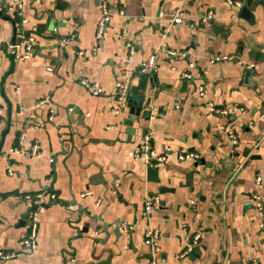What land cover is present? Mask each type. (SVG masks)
<instances>
[{
	"label": "crops",
	"instance_id": "1",
	"mask_svg": "<svg viewBox=\"0 0 264 264\" xmlns=\"http://www.w3.org/2000/svg\"><path fill=\"white\" fill-rule=\"evenodd\" d=\"M21 1L0 16V251L15 253L0 264H147L148 228L160 233L157 264H264L251 200L264 191V0ZM102 5L112 15L97 42ZM176 8L185 16L172 26L161 15ZM29 35L33 55L15 59L9 46ZM59 38L69 41L58 46ZM156 49L129 134L124 120L137 94L119 108L116 82L139 86V64ZM220 54L230 59L210 62ZM83 79L101 93L92 95ZM45 96L49 104L35 107ZM20 135L24 150L39 143L37 155L9 151ZM145 136L152 162L169 148L162 164L135 155ZM179 150L198 157L178 160ZM40 193L37 246L22 251L19 220L27 197ZM146 194L160 200L147 216ZM195 234L194 250L180 257Z\"/></svg>",
	"mask_w": 264,
	"mask_h": 264
},
{
	"label": "built area",
	"instance_id": "2",
	"mask_svg": "<svg viewBox=\"0 0 264 264\" xmlns=\"http://www.w3.org/2000/svg\"><path fill=\"white\" fill-rule=\"evenodd\" d=\"M230 5H233V2L231 0H227ZM23 2L21 0H11L9 9L18 10L22 8ZM238 6L241 4L239 2H236ZM123 11L120 9L118 13H122ZM112 13L110 12L109 8L105 5L101 6V13L100 18L98 20V23L96 25V32L95 37L97 42L101 40L103 37V33L105 31V28L109 24L110 17ZM162 17H165L166 21L169 22V25L172 26H178L181 23H183V17L185 16V12L181 8H176L174 10L167 11L161 15ZM212 18V12L207 11L203 15V19L208 20ZM21 24H24L26 22L25 19H21ZM55 31V29H54ZM164 34V33H163ZM69 41V38H59L56 40V44L58 46L65 45ZM36 42V38L34 35L26 36L25 38H21V42L16 45H10L9 48H11L13 57L18 60H24L28 57L33 55L34 52V44ZM22 47L23 52L17 51L18 48ZM125 47L128 49V51L131 53L134 50V47L132 46V43L129 41H126ZM159 52V49H156L153 51L146 59L142 60L139 64L138 73L140 75L144 76H152L153 71L156 66L157 61V54ZM82 53V52H81ZM166 53L169 56H184L185 54L183 52H175L171 50H166ZM230 59L229 56L225 54L220 55H214L210 62H218L222 60H228ZM184 76H189L187 74H184ZM81 83L84 87L87 88V90L92 95H99L101 93V87L98 83H90L87 80H81ZM202 91V89L200 88ZM130 93V84L128 82H116V94L115 99L118 104L119 108H124L127 104L128 96ZM50 99L48 96L43 97L40 99L36 104L35 107H40L44 104H49ZM74 107H68L67 110L70 112L73 110ZM213 111L219 112L218 109H213ZM50 112H53L51 109ZM51 118V117H50ZM262 119L264 120V115H262ZM231 136V134H229ZM22 139L23 136L20 135L18 139V146L15 148H11L9 151L14 153H24L30 154L32 156H35L39 153V143L34 142L31 144L29 149L24 150V146L22 145ZM233 143H236V140H232ZM149 148H150V142L148 136L143 137L142 141L140 142L139 146L135 150L136 156H144L147 160V163H149V166H156L158 164H162L169 155V148L166 149L165 153L163 155H158L153 158L154 162L151 161V157H149ZM198 157V154L186 151V150H179L177 151L176 158L178 160L188 159V158H196ZM9 175L12 174L11 169H8ZM262 179L258 176L255 178V184L259 185L261 184ZM47 192V189H45ZM46 194L49 195L50 198H55V194L53 192H47ZM44 195L43 193L37 194L34 197H27L29 200L30 198L34 200L35 203V209H32L27 218L24 221V228H25V234L21 237V239L18 241L19 246L21 247L22 251L26 252H32L36 246H37V231H38V213H40L43 210L44 205ZM251 200L253 201L254 207L256 208L258 212V228L264 235V191H254L251 193ZM159 197L156 194H146L144 196V206H143V214L145 216L149 215L151 212H153L155 209L159 207ZM190 204H193L194 202L191 200L189 201ZM121 228L123 231L128 232L133 229L132 225H127L125 223H122ZM199 234H195L192 236V243L189 244L184 251H182L179 256L184 257L188 256L195 248L197 241L199 239ZM160 237V233L156 229L148 228L146 229L144 233V243L149 249L150 253V259L148 260L147 264H157V255L159 254V246H158V240ZM15 255L13 252H3L0 251V260H8L12 258ZM71 261H75L74 257H70ZM82 264H94L93 262H85Z\"/></svg>",
	"mask_w": 264,
	"mask_h": 264
},
{
	"label": "water",
	"instance_id": "3",
	"mask_svg": "<svg viewBox=\"0 0 264 264\" xmlns=\"http://www.w3.org/2000/svg\"><path fill=\"white\" fill-rule=\"evenodd\" d=\"M9 6H8V3L6 2L5 5L3 7L0 8V16L3 17V14L4 12L9 14ZM6 14V18L11 20L12 24L14 25V29L16 31V28H15V23H14V20L12 18H10L9 15ZM20 40V38H16V35L14 33L12 39H11V43H15V42H18ZM144 81L146 82V77L145 76H142L141 77V83L139 86H131L130 90V96H132L133 94H137V97L134 99L133 101V106L130 107L129 109V114H131L132 116H127L124 120V124L127 125L129 127V131L128 133L129 134H133L134 131H135V127H133V122L134 121H137V118L139 116V111H140V106L142 105L143 103V98L145 97V89H146V83H144ZM137 106V107H134ZM143 113L146 114L147 116L149 115V111H145L143 110ZM147 118V117H146ZM96 177V175H94ZM163 190L162 188H160V191ZM56 200V199H55ZM29 208L25 211V213H23L21 215V218L19 220V224L18 226H23L24 225V221L25 219L27 218L29 212L32 210V209H35V203H34V200L30 198L29 201ZM74 202V201H73ZM98 258V257H97ZM95 264H110V260L109 259H105V260H99L98 262H96Z\"/></svg>",
	"mask_w": 264,
	"mask_h": 264
}]
</instances>
